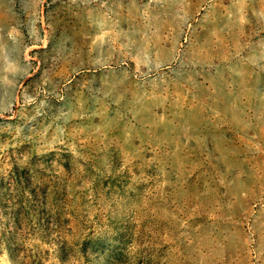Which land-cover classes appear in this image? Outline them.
I'll list each match as a JSON object with an SVG mask.
<instances>
[{"label": "rangeland", "instance_id": "374dc122", "mask_svg": "<svg viewBox=\"0 0 264 264\" xmlns=\"http://www.w3.org/2000/svg\"><path fill=\"white\" fill-rule=\"evenodd\" d=\"M0 264H264V0H0Z\"/></svg>", "mask_w": 264, "mask_h": 264}]
</instances>
